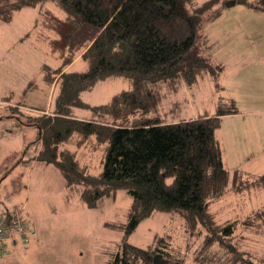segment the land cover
Masks as SVG:
<instances>
[{"label":"trees","instance_id":"16d2710c","mask_svg":"<svg viewBox=\"0 0 264 264\" xmlns=\"http://www.w3.org/2000/svg\"><path fill=\"white\" fill-rule=\"evenodd\" d=\"M47 1L58 11L42 7ZM190 1L0 0L3 22L23 7L41 5L37 41L59 61L54 68L42 66L50 103L27 114L31 122L21 124L37 128L41 147L35 159L60 171L64 196L78 191L91 208L117 190L130 196L125 234L157 212H177L186 231L204 237L197 264H256L244 247L235 245L236 237L241 239L238 228L249 229L253 222L237 216L218 220L220 206L215 204L226 191H240L233 181L245 179L239 170L230 173L225 167L216 134L222 116L237 112L236 107L218 96L212 115L168 119L164 111V100L170 102L173 92L162 91L163 86L171 84L176 91L211 75L219 87L222 66L210 62L214 44L200 28L221 13L220 0H205L189 10ZM235 1L264 10V0ZM80 59L86 68L71 70ZM109 76L127 77L129 88L101 104L82 99L84 90ZM94 160L102 164L98 173L89 170ZM256 178L264 187V173ZM21 216L27 221L22 208ZM125 234L107 264L184 262L170 235H155L147 247H139ZM253 257L264 264V254Z\"/></svg>","mask_w":264,"mask_h":264},{"label":"rangeland","instance_id":"374dc122","mask_svg":"<svg viewBox=\"0 0 264 264\" xmlns=\"http://www.w3.org/2000/svg\"><path fill=\"white\" fill-rule=\"evenodd\" d=\"M203 1L191 0L187 9L191 10L190 5ZM229 1L232 0L217 3L221 8V18L208 25V31L214 32L211 34L214 39L221 41L217 43V50H224V27L234 24V18L241 21L244 17L245 22L250 21V26L259 25L264 33V12L250 11L241 2L229 7L226 5ZM42 7L58 11L49 1ZM40 8L41 5L23 7L15 11L9 21L0 20V140L3 137L8 139L1 142L0 147V209L18 205L36 231L35 241L28 244V251H18L19 248L15 247L11 250L15 251L13 260L1 258L0 264H107L124 238L122 227L127 222L130 196L124 190H117L113 195L101 198L95 207H87L78 191L73 190L64 196L66 190L57 168L50 165L47 167L50 169H43V166H47L43 163H37L34 168L28 166L40 142L37 140V128L21 122L30 123L32 118L26 115L33 114L34 109L48 102L42 66L54 68L59 64L49 53L48 46L37 41ZM252 38L244 36L243 42L236 40V43H241L239 48L246 47L248 53L242 56L241 69L233 76L236 78L230 79V82L228 78L230 88H224L223 94L220 80L219 87H215L210 75L190 87L181 85L176 91L171 84L163 86L162 91L168 89L173 92L168 93L170 102L179 101L178 106L171 109L164 100L167 118L193 119L212 115L218 96L227 103L231 101L237 111L264 110V102L251 100L257 99L264 90V83L260 82V76L264 77V67L262 70L256 68L262 59L264 64V55L256 54L257 45ZM259 47L264 50V39ZM234 59L231 64L237 63ZM85 68L86 63L80 59L72 65L71 70ZM129 81L125 76H109L96 81L90 89L81 93V97L90 105L105 103L114 93L129 88ZM228 95L229 99L226 98ZM232 123H235L232 119H224L218 129L219 134L224 132L229 140L221 139L224 165L230 173L238 169L245 179L233 181V187L239 186L240 191H226L215 203L220 206L217 219L222 221L237 216L244 217L245 223L253 222L249 229L238 228L237 234L241 239L239 241L236 237L234 243L239 249L244 247L252 260L260 264L259 259L253 256L264 254V187H260L261 182L256 177L264 172V164L262 158L249 153L246 149L248 145L245 143L244 148L240 141L247 139V132L252 126L249 124L253 122H245V127L237 129L233 128ZM256 129L255 126L251 130ZM241 133H245L243 138H239ZM251 155L255 158H251ZM88 163L92 173L101 171L102 164L95 160ZM256 210L261 212L250 215ZM106 222H113L116 226H107ZM184 223L177 212H157L142 219L133 231L125 234V240L139 247H147L155 235H170L172 248L183 258V264H197L194 258L204 237L186 231ZM24 243L18 241V244Z\"/></svg>","mask_w":264,"mask_h":264},{"label":"crops","instance_id":"0c3cea01","mask_svg":"<svg viewBox=\"0 0 264 264\" xmlns=\"http://www.w3.org/2000/svg\"><path fill=\"white\" fill-rule=\"evenodd\" d=\"M234 4H236V1ZM233 5H230V6H233ZM243 5L246 6L247 9L250 11L264 12V10L253 9L251 7H248L246 4H243ZM217 7H219V6H217ZM220 14L217 17H215L214 19L209 20V22H207L208 24H203V26L200 28V34L202 36L208 37L210 39V41L214 44L213 48L211 50V53L209 54V60L213 64H217V65L222 66V69H221V71L217 77V81H218L217 84L219 85V80H220L221 88H223V91L221 92V94H223L224 90H225L224 88H230V85H228V83H227L228 78H229V82H230V79L236 78L233 76L237 73V71H239L241 69L240 61L243 58L242 56H245L248 53V51H245L246 47L239 48V45L241 43H236V40H240L241 42H243L244 36H246V37L248 36L249 38L253 37L252 40H254L256 42L257 50H258L256 54H258V56H263L264 50L259 47V43H261L262 40L264 39V33H263L262 29H260L261 27L259 28V25L250 26V21L245 22L244 17L241 18L242 19L241 21H240V19L237 20V18H234V24H231L229 26L224 27V36H225L224 37L225 38L224 50H217L218 49L217 43H220L221 41L214 39V37L211 35V34H214V32L212 30L208 31V25H209V23H214L216 21H219V19L221 18ZM250 27H251V29H250ZM228 39H229V41L227 43L226 40H228ZM234 55H235V59H236L237 63L233 62V64H231V61L234 59ZM263 67H264V64H263V59H262L261 64L257 65L256 68H258L257 70H260L261 68L263 69ZM211 78H212L213 84L215 85L214 79L212 76H211ZM260 82L264 83V77L263 76H260ZM225 95H227V94L225 93ZM233 95H234V93H233ZM226 98L229 99L230 96L228 95ZM46 100H48V102L46 104V105H48L50 103V100H51V93H50V95H48V99H46ZM233 100L235 102H237L235 100V98ZM251 100L253 102H257V103L258 102L263 103L264 102V90H262V95L258 96L257 99L251 98ZM167 102H168L167 105H170V106L175 105L176 107L178 106V103H179V101H175L176 104H174L173 101L172 102L167 101ZM224 119L225 120L232 119V121L235 122V123H232L234 129L245 127L246 126V124H244L245 122H253V124H249V125H252L250 130L255 129V126H256L257 132H256V130H251V131L248 130L247 139L246 140L240 139V141L242 142V145L244 146V148H246L245 143L248 145V148H246V149L248 150L249 153L254 154L255 157L262 158V163L264 164V110H259V109L243 110V109H240V111H237L235 113L223 115L221 118L220 127H221ZM243 131H245V129H243ZM216 134H217L219 141L221 142V146H222V140L221 139L224 138L226 141H229L228 138L225 137L224 132L219 134V132L217 130ZM244 135H245V133H241L239 138H243ZM3 141H8V139L3 137L0 140V147H1V142H3ZM40 147H41V142L39 143L38 150L40 149ZM38 150H37V152H38ZM36 153L34 154L33 157L30 158V161L28 162V166L30 165L31 168H34V166L37 163H39V164L42 163V162L38 161L37 159H35ZM255 157L251 155V158H255ZM43 164H45V163H43ZM45 165H47V166H43V169H46L51 164H45ZM51 166H53V165H51ZM47 169H50V168H47ZM6 174H7V172L5 173V175ZM62 184H63V181H62ZM63 188H64V186H63ZM17 206L18 205H14L11 208L17 207ZM2 209H10V208L5 206ZM213 211H215V210H213ZM31 228L34 231V235L32 237H30V239L28 241H26L23 245L18 244V241H20V239L17 237L14 239L13 238L14 235H12L14 233H12L10 235L11 238L8 241L9 242L8 243L9 253L7 255L1 257V258L6 257L5 258L6 260H13V257L15 256V251H11V250H13L15 247L19 248L18 251H20V250H22L23 252L28 251L29 250L28 248H30L28 246V244L29 243L31 244V242H34L35 238H36V231L33 227H31ZM11 253H13V254H11Z\"/></svg>","mask_w":264,"mask_h":264},{"label":"built area","instance_id":"2783aa9c","mask_svg":"<svg viewBox=\"0 0 264 264\" xmlns=\"http://www.w3.org/2000/svg\"><path fill=\"white\" fill-rule=\"evenodd\" d=\"M14 233V234H12ZM19 238L28 241L34 235L28 221L21 216V208L13 207L8 210H0V258L8 254V241L11 238Z\"/></svg>","mask_w":264,"mask_h":264},{"label":"water","instance_id":"95a60500","mask_svg":"<svg viewBox=\"0 0 264 264\" xmlns=\"http://www.w3.org/2000/svg\"><path fill=\"white\" fill-rule=\"evenodd\" d=\"M234 3H235V1L232 0V1L227 2L226 5H227V6H230V5H233Z\"/></svg>","mask_w":264,"mask_h":264}]
</instances>
